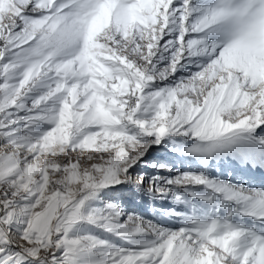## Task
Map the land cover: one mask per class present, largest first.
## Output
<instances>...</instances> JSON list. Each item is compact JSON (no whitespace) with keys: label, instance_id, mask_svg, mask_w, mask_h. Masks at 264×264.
<instances>
[{"label":"snow or ice","instance_id":"1","mask_svg":"<svg viewBox=\"0 0 264 264\" xmlns=\"http://www.w3.org/2000/svg\"><path fill=\"white\" fill-rule=\"evenodd\" d=\"M0 264H264V0H0Z\"/></svg>","mask_w":264,"mask_h":264},{"label":"rangeland","instance_id":"2","mask_svg":"<svg viewBox=\"0 0 264 264\" xmlns=\"http://www.w3.org/2000/svg\"><path fill=\"white\" fill-rule=\"evenodd\" d=\"M146 211L148 212L149 215H151V208H147Z\"/></svg>","mask_w":264,"mask_h":264}]
</instances>
